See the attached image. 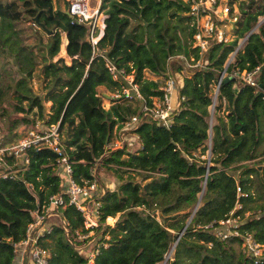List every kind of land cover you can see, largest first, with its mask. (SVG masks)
I'll list each match as a JSON object with an SVG mask.
<instances>
[{
    "label": "trees",
    "instance_id": "trees-1",
    "mask_svg": "<svg viewBox=\"0 0 264 264\" xmlns=\"http://www.w3.org/2000/svg\"><path fill=\"white\" fill-rule=\"evenodd\" d=\"M227 2L237 5L232 37L210 39L203 65L184 68V58L198 56L190 45L194 26L184 0H101L104 26L93 44L85 25L56 0H0V131L14 139L19 128L35 122L57 124L77 183L94 180L103 188L101 170L116 179L114 188L92 193L98 202L95 225L85 228L83 216L61 192L57 155L46 146L27 148L23 169L0 178V264L13 263L14 245L24 239L32 212L57 194L65 205L54 207V221L36 239L48 251L47 264H157L181 230L169 264H264V147L258 150L264 142V23L251 30L264 13V0ZM60 30L66 32L69 64L54 59ZM244 35L212 101L225 58ZM103 56L114 64L116 78ZM37 65L43 93L29 82ZM256 66L255 85L231 75ZM168 72L180 83L167 125L145 119L131 130L133 143L110 148L114 126L138 112L142 101L150 104L160 96L158 86ZM127 74L143 100L122 91ZM258 157V164H248ZM235 203L240 207L234 209ZM231 210L239 235L248 233L263 247L257 261L240 252L239 236L215 235L216 228L225 230L217 222ZM106 218H114L113 224Z\"/></svg>",
    "mask_w": 264,
    "mask_h": 264
},
{
    "label": "built area",
    "instance_id": "built-area-1",
    "mask_svg": "<svg viewBox=\"0 0 264 264\" xmlns=\"http://www.w3.org/2000/svg\"><path fill=\"white\" fill-rule=\"evenodd\" d=\"M100 1L101 0H96L93 5H91L90 0H68L67 2L66 10L68 16L73 21L88 26V36L92 44L101 35L104 26V13L100 17L99 22L96 23ZM184 1L188 4V12L191 15V23L194 26L190 45L192 47H197L198 52L196 58L190 57V60H186L183 57L184 68L202 66V52L207 48L209 40L212 38L216 40H227L223 35L224 33L222 34L219 32V24L223 20L233 22V20L236 19L237 8L236 12L230 16V14L233 13L232 5L234 3H229L227 0ZM95 26L97 29H95ZM245 38L246 35L238 38L235 47L230 51L229 57L225 63L232 60L233 54L242 46ZM103 59L106 67L111 73V77L113 79L116 78L117 71L114 64L104 56ZM256 70L257 66L251 70H233L231 75H238L250 85H255L256 81L254 80L253 75ZM225 73V67H223L214 87L215 93L220 79ZM124 78L127 80L128 86L124 87L122 91L129 96L134 95L135 97L142 99L141 94L137 90V85L131 81V75L127 74ZM179 83L180 80H178L176 74H171L169 72L166 73L162 83L158 86L161 89V95L152 97L150 104L142 101L138 112L131 114L128 119L114 126L112 131V137L114 136V138H111L109 147L112 149L122 148L125 145L133 143L136 136L130 132L145 119L162 121L166 126L170 112L178 105L176 90ZM173 95L176 98L174 104L172 103ZM4 137H6V142H3ZM58 138L59 133L57 124L42 127L39 122H35L33 128H22L18 130L17 136L14 139H7V136L0 131V178H13L17 172L23 169L19 164L27 162L28 159L25 155L27 148L48 147L57 155L55 164L60 177L59 183L61 192L66 195L68 199L67 203L72 204L81 213L83 216V226L85 228L92 227L95 225V212L98 207V202L91 199V195L98 191L102 193L103 188L101 186L97 187L98 184L94 180L89 183L79 184L72 178L70 162L63 154ZM207 146L209 149V142ZM17 161H19V163H17ZM206 164L208 165V162ZM201 187L204 188V184H201ZM235 191L237 194L240 192L238 186H236ZM64 205L63 197L60 194H57L49 196L45 204H42L32 212V220L26 226L24 239L14 245L15 256L18 253H25L30 264H47L48 251L47 249L36 245V239L38 235L42 234V232L47 229V226H44L47 219L56 215L54 213V207H63ZM239 207L240 205L235 203L234 209ZM107 219L108 218H106L105 221H107ZM237 220L238 216L233 214V210L229 211L226 217L219 219L217 222L218 226L224 227L225 230L216 228L214 233L220 239H226L230 236H239L241 238L240 242L242 244V251L254 261H257L261 254V251H259L260 245L254 242L248 233L239 235L236 230ZM208 226L210 225L208 224L204 227ZM64 231H66V229H64ZM91 234L92 231H89L87 234L77 237L78 239H82ZM92 255L93 252L88 253L89 260H91Z\"/></svg>",
    "mask_w": 264,
    "mask_h": 264
},
{
    "label": "rangeland",
    "instance_id": "rangeland-1",
    "mask_svg": "<svg viewBox=\"0 0 264 264\" xmlns=\"http://www.w3.org/2000/svg\"><path fill=\"white\" fill-rule=\"evenodd\" d=\"M57 2H58V4L62 7V8H64V10H66V8H67V2H68V0H56ZM95 1L96 0H90V3H91V5H93L94 3H95ZM234 4L232 5V10H233V13L232 14H230V16H232L235 12H236V8H237V5H236V2H233ZM103 15V9H101V8H99V10H98V14H97V20H96V23H98L99 22V20H100V17ZM172 19H174V18H171V21H172ZM258 20H257V22L255 23V27H253V31L255 30H257V24H260V23H264V13L262 14V15H260V16H258V18H257ZM130 21H132V20H130ZM132 22H134V21H132ZM84 25V24H83ZM232 26V22H230V21H227V20H223V21H221L220 22V24H219V32L220 33H224L223 35H224V37L227 39V40H229L231 37H232V33L230 32V30H231V27ZM85 27H86V34H88V26L87 25H85ZM95 29H97L96 28V26H95ZM45 37H46V35L44 34V33H42V38H43V40H46L45 39ZM89 37V36H88ZM29 41L30 42H32V38H30L29 39ZM66 43H67V38H66V32L64 31V30H60V45H59V50H58V52L56 53V55L54 56V59L56 58V57H61V59H62V62L63 63H65V64H69L70 63V60H71V55H68L67 53H66V51H65V46H66ZM230 53V52H229ZM229 53L227 54V56H226V58H225V61H227V59H228V57H229ZM224 61V62H225ZM6 69H7V67H6ZM39 69H40V66L38 67V65L36 66V68H34V70L32 71V77H31V79L29 80V82H30V84H31V86H32V88L35 90V91H40L41 93H43L44 92V89L42 90V88H41V85H42V83H41V81H40V77L37 75V72H39ZM145 72H144V75L146 76V77H148V78H154L155 76H153V75H151V73L150 72H148L147 70H144ZM6 74L7 73H2V81L3 82H5V79H7V77H4V75L6 76ZM176 77L178 78V80H179V76L178 75H176ZM104 93H106L107 95H109L108 94V92L106 91V92H104ZM103 105L104 106H108V100H103ZM136 103V102H135ZM50 104V102H48V101H45L44 102V106L45 107H47L48 105ZM132 105H134V102H132L131 103ZM209 109H210V111H212V108L211 107H209ZM209 121H211V122H213V117H211V118H209ZM21 128H19L18 130H20ZM112 139L114 138V136L113 137H111ZM3 142H6V137H4V139H3ZM264 147V142L263 143H261L259 146H258V150H260V149H262ZM208 153H207V151L205 152V158H208ZM264 156V155H263ZM259 158H261V157H258L254 162H252V163H248L249 165L250 164H252V165H256V164H258L259 162H258V160H259ZM247 164V163H246ZM258 168H260V167H258ZM101 172L102 173H100L99 174V181H100V183H101V185H103L104 187L103 188H109V189H112V188H114V186H115V184H116V179H114V177H112L111 176V173L110 172H108V173H103V170H101ZM99 185H97V187H98ZM85 196H87V195H85ZM244 216H246V213H244ZM189 218H190V215H189ZM114 218H112V220H113ZM51 221H54V217H51L48 221H46V224H44V225H46V226H48V223H50ZM108 225H112L113 224V221H110V222H108V220L107 221H105ZM112 222V223H111ZM90 241V240H89ZM87 241V243L88 244H90V243H92V241ZM174 243V242H173ZM173 243L170 245L171 247L168 249V251L164 254V256H163V259H162V261L161 262H159V263H157V264H169V262H170V260H171V255H172V252H173ZM172 248V249H171ZM262 246H260L259 247V251H262ZM239 250H240V252L242 253V254H244V255H246V253H244L243 251H242V244H241V242H240V244H239ZM245 252H246V250H245ZM247 256V255H246ZM164 258L166 259L165 261H164Z\"/></svg>",
    "mask_w": 264,
    "mask_h": 264
},
{
    "label": "water",
    "instance_id": "water-1",
    "mask_svg": "<svg viewBox=\"0 0 264 264\" xmlns=\"http://www.w3.org/2000/svg\"><path fill=\"white\" fill-rule=\"evenodd\" d=\"M65 11V13L66 14H68V12H67V10H64ZM33 18H34V20L35 21H38L37 20V14H35L34 16H33ZM39 24H40V26L42 27V28H45V29H47L44 25H43V23H41V22H39ZM256 26V25H255ZM255 26H253V27H255ZM253 29V28H252ZM251 29V30H252ZM251 30H249L248 31V33L251 31ZM48 31H50V30H48ZM247 33V34H248ZM226 64L227 63H224V67L226 66ZM233 78V76H225V77H223V80H227V79H232ZM221 80V79H220ZM215 92H214V94H213V99H212V101H214V99H215ZM259 96H262L263 95V92L262 91H258V93H257ZM104 95L105 96H108L106 93H104ZM212 108V107H211ZM212 117V111H210V116H209V118H211ZM211 124V121H209V125ZM207 153H209V149L207 150ZM206 166H207V164H206ZM206 175H207V170L205 171V173H204V179H203V183L202 184H204V186H205V177H206ZM203 190H204V188L203 187H201V191H200V193H199V196H198V198H197V200H196V203H195V205H194V208L192 209V211H191V214H190V217L193 215V213H194V211H195V208L197 207V205L199 204V201H200V197H201V194H202V192H203ZM188 222V221H187ZM187 222L185 223V225L187 224ZM185 225H184V227H185ZM183 227V228H184ZM182 228V229H183ZM182 231V230H181ZM181 231L179 232V234L177 235V237H176V239H175V241H174V243H173V246L172 247H174V245H175V242H176V240L179 238V236L181 235ZM172 249V248H171ZM164 261H165V259H164Z\"/></svg>",
    "mask_w": 264,
    "mask_h": 264
},
{
    "label": "crops",
    "instance_id": "crops-1",
    "mask_svg": "<svg viewBox=\"0 0 264 264\" xmlns=\"http://www.w3.org/2000/svg\"><path fill=\"white\" fill-rule=\"evenodd\" d=\"M175 96L173 95L172 96V103L174 104V100H175ZM51 217H54V216H51ZM50 217V218H51ZM113 221V220H112ZM112 223V222H111ZM46 224V223H45ZM46 227V225H44ZM13 264H30V261L29 259L25 256V253L21 254V253H18L16 256H15V259L13 260Z\"/></svg>",
    "mask_w": 264,
    "mask_h": 264
},
{
    "label": "bare ground",
    "instance_id": "bare-ground-1",
    "mask_svg": "<svg viewBox=\"0 0 264 264\" xmlns=\"http://www.w3.org/2000/svg\"><path fill=\"white\" fill-rule=\"evenodd\" d=\"M107 220H108V222L112 221V219H110V218H108Z\"/></svg>",
    "mask_w": 264,
    "mask_h": 264
}]
</instances>
